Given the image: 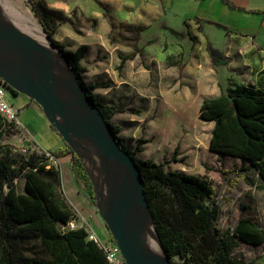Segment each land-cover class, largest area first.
I'll return each mask as SVG.
<instances>
[{
    "label": "rangeland",
    "instance_id": "374dc122",
    "mask_svg": "<svg viewBox=\"0 0 264 264\" xmlns=\"http://www.w3.org/2000/svg\"><path fill=\"white\" fill-rule=\"evenodd\" d=\"M12 1V4H15L14 8L33 16L45 31L36 16L32 0ZM46 1L50 7L58 8L63 5L70 12V21L58 27L55 39L70 50H75L83 44L89 45L85 60L87 80L90 83L98 82L100 87L95 90V94L101 101L124 109V112H117L111 119L113 123L123 128L121 137H124L133 148L139 145L143 151L138 154L147 159H156L152 148L156 141L162 145L177 142L176 160H172L176 150L163 157L164 162L168 163V170L176 169L196 175L207 174L211 178L219 190L221 214L218 225L222 231L233 230L242 217H252L264 228V189L259 187L263 181L255 169L237 172L241 167L239 159L219 156L210 151L213 123L200 117L201 101L206 97L202 88H212L216 85V77L212 79L207 76L209 73L212 74L214 69L215 57L211 53L214 51L213 48H217L215 56L219 59L218 64L224 63L220 57L224 50L222 44L216 40V45L214 43L208 45L206 37L212 39L213 33L221 31L222 28L227 31L233 27L237 31V36L229 40L226 48L228 55L226 58L232 63L228 64L227 68L220 67L214 70L222 82L247 84L253 79L251 66L264 61V38L261 39L254 33L260 25L264 26V18L262 19L261 15L233 9L230 12L237 14L222 12L221 18L217 14L215 18L207 19L204 16L222 11L221 3L228 6L222 0H205L201 3L196 0H177L176 4L180 6V10L175 11L177 13L175 18L187 13L191 16L194 11L204 15L198 17L196 22H202L205 35L198 31L197 39L191 47H183L181 51L168 44L167 39L164 41L162 32L164 33L165 25L161 22L145 29L140 40L139 34L133 30L134 18L131 17L133 9L131 6H124L120 0H115L114 4L105 8L103 16L85 13L83 6L78 3L79 0ZM234 1L261 9L260 0ZM123 7L128 11L130 20L121 22L119 11ZM170 18L177 23L182 21ZM173 25L179 26L175 23ZM13 32H24V38L39 40L36 33L26 23L23 25L15 14L0 15V34L6 36ZM171 32L175 34L177 30ZM186 34L189 36L188 29ZM152 37L157 38V42L148 44L147 41ZM138 47L142 48V53L136 50ZM134 52L136 54L129 58ZM122 56L127 57L125 63H122ZM185 58L187 61L183 60ZM8 95L11 100L15 99L11 92ZM23 134L24 143L21 141ZM25 134L18 130L11 139L4 142L12 149L14 155H31L35 152L41 154L47 151L48 147L45 144L36 142L31 136L26 139ZM87 140H79L78 155L91 179L92 188L81 177L75 164V177L79 181L75 194L77 193L81 199V204L75 200V195L70 193L71 190H66V196L78 213L80 226L82 223L91 225L92 218L105 226L112 235L102 207L103 195L108 197L109 194L104 192L106 187L102 185L97 169L100 154L89 147ZM69 147L66 144L64 148L68 150ZM52 161L62 171L66 187L69 186L72 172L66 161L60 162L59 158ZM17 184L19 190H23L24 178H20ZM84 214L86 218L83 217ZM92 230L95 232L93 228ZM234 255L245 264H264V243L250 245L240 242Z\"/></svg>",
    "mask_w": 264,
    "mask_h": 264
},
{
    "label": "trees",
    "instance_id": "16d2710c",
    "mask_svg": "<svg viewBox=\"0 0 264 264\" xmlns=\"http://www.w3.org/2000/svg\"><path fill=\"white\" fill-rule=\"evenodd\" d=\"M223 1L236 9L264 14V9ZM32 2L46 33L64 54L87 95L108 120L121 146L138 162L156 231L171 264H245L234 255L235 249L240 242L264 243L260 223L252 217H242L233 230L222 231L218 225L219 190L207 174L168 170L165 162L139 160L136 153L142 149L139 145L129 149L120 136L121 128L111 121L123 109L103 103L95 94L100 85L85 81L87 68L82 59L89 45L70 50L55 39L58 27L69 22L70 16L50 7L46 0ZM133 30L139 34V29ZM136 50L142 53V48ZM121 58L125 63L127 57ZM6 88L10 93V86L6 84ZM200 117L215 123L210 151L239 159L241 167L237 172L255 169L263 181L259 187L264 189V90L247 85L222 86L221 95L203 100ZM52 127L57 131L54 124ZM16 131V124H5L0 115V264H111L98 241L90 239L84 227L64 228L78 218V213L66 196L62 171L45 152L14 155L4 142ZM177 152L178 149L172 160H176ZM68 153L92 188L76 151L71 147L67 151H52L55 158ZM20 178H24L23 190L18 188Z\"/></svg>",
    "mask_w": 264,
    "mask_h": 264
},
{
    "label": "water",
    "instance_id": "95a60500",
    "mask_svg": "<svg viewBox=\"0 0 264 264\" xmlns=\"http://www.w3.org/2000/svg\"><path fill=\"white\" fill-rule=\"evenodd\" d=\"M44 33L50 44L61 53L78 87L83 92L86 102L95 110L99 119L97 121L90 119L80 121L76 118V114L79 113L78 103L72 104L66 100L58 99L59 91L62 89L61 68L53 63L49 51L39 40L24 38V32H13L6 36L0 34V78L10 86L12 95H16L14 91H17L35 101L51 124L57 127L58 133L66 144L74 151L78 153L80 139H88L87 142L93 140L101 155L116 163L121 176L135 184L138 194L136 208L134 210L125 208L119 212L115 225L105 212L104 215L109 221L113 240L120 247L126 264H156L153 248L148 240H143L139 236L140 229L146 218L149 217L152 228L159 238L138 162L128 150L121 146L108 120L96 103L87 95L62 51L46 31ZM160 244L168 263L171 264L161 241Z\"/></svg>",
    "mask_w": 264,
    "mask_h": 264
},
{
    "label": "crops",
    "instance_id": "0c3cea01",
    "mask_svg": "<svg viewBox=\"0 0 264 264\" xmlns=\"http://www.w3.org/2000/svg\"><path fill=\"white\" fill-rule=\"evenodd\" d=\"M120 1L122 4H124V6H131L132 7L133 12H132L131 17L134 18L133 26L135 29L136 28L139 29V39L140 40L142 39L141 36L144 34L145 29L151 28V26H153L154 24H156L158 22L159 23L161 22V24L165 25V27L163 28L164 33L162 32L164 41L167 39L168 44L173 45L174 47L180 49L181 51H182L183 47H186V48L188 46L191 47V45L197 39L196 36H198V33H197L198 31H200L203 34L205 33V31L203 30L202 22H196L197 21L196 19L198 17L204 16V15H200L199 12L194 11L191 14V16H188V13H187V14H184L182 17L175 18V17H177V13L175 11L180 10V6H178L176 4L177 0H120ZM178 1H181V0H178ZM196 1H199L201 3L202 1H205V0H196ZM232 1L236 5L241 6V7H247V8H252V9L256 8V7H250L247 5L246 6L241 5V4H239V2L236 3L234 0H232ZM250 1H252V0H250ZM114 2H115V0H79L78 1L80 6L81 5L83 6L84 12L89 14V15H92V16H103L105 8L110 7L111 4H114ZM260 3H261L260 8L264 9V0H260ZM225 4L228 7H226L225 5H223L221 3V7H220L222 9L221 12H219V11L213 12L211 15L209 14V15H206L204 17H206L207 19H212V18H215V16L218 14L219 18H221L222 12L228 13V14H232V13L237 14L235 12H230L236 8L229 6L227 3H225ZM57 9L63 10L67 15L70 16V12H69L68 8H65L63 5H60ZM236 10L245 11L242 9H236ZM245 12L250 13V14L261 15L262 16L261 18L262 19L264 18V14H262V13H252V12H247V11H245ZM119 16L121 18V22H124L127 19L130 20V17L128 15V11L126 10L125 7H123L119 11ZM170 17H172L176 20L182 19V21L180 20V22L177 23L173 19H171ZM229 17H232V16H229ZM234 17L236 18V15H234ZM169 19H171L172 21L170 22ZM173 23H175L176 25H179V26L176 27L173 25ZM227 25L230 27L229 24H227ZM186 29H188L189 36L186 34ZM230 29L231 30L228 29L227 31H225L222 28L221 31H215L213 33L212 39L208 36L206 37L208 45H210V44L216 45L215 42L217 40L220 42V44H222V47L224 49L222 52L223 55L220 56L224 62L223 64H218L219 59H218V57L215 56V50L217 48H213L214 51H211L212 55L215 57V62L213 63L214 69H219L220 67L221 68H227L228 64L232 63L231 61H228V59L226 58L228 56L226 54V48L228 46L229 40L233 39V38H235V36H237L236 35L237 31L233 27H230ZM168 30H170V31L168 32ZM174 30H177V33L173 34L171 32V31L174 32ZM213 30H217V29H213ZM254 33H255V35H257V37H261V39L264 38V26L260 25L257 28V31ZM206 35H207V33H206ZM213 39H215V40H213ZM157 40H158L157 38L152 37L151 39H149L147 41V43L148 44L155 43V42H157ZM234 41H235V39H234ZM87 54H88V52H87ZM87 54L82 59V64L85 67H86L85 60H86ZM183 60L187 61V58H185ZM214 69H213V73L212 74L209 73V74H207V76L209 78L211 77L212 79H214L216 77L215 78L216 85H213L212 88H205V87L202 88L204 94L206 95V97L203 98V100L206 98H215V97H218L219 95H221L222 86L224 88H228V87H235L238 85H247V86H254L257 89L264 90V61H261L259 64L255 65V66H251V76L253 79L251 82H249L247 84L246 83H239V82H236L235 84H233L232 81L229 80V78H228V80L230 81L229 84H228V82H226V83L222 82L221 79L218 78V73ZM87 72L88 71H86L84 73V78H85V81L87 83H90L86 77ZM206 82H208V81H205V83ZM91 83H98V82L95 81V82H91ZM205 83H204V85H205ZM14 97H15L14 100H11V99L10 100L15 104L16 107H18L20 109L19 127L21 128L22 132L26 133L29 137L31 136L34 140H36V142H39V143L42 142L41 144H45L48 147L47 150H52V151L54 150L56 152H59L62 150L67 151V149L64 148L66 143H65L63 137L58 133V131H56L52 127L51 122L49 121V119L47 118V116L45 115V113L41 109V107L35 101H33L29 96H27L23 93L16 94V95H14ZM203 100L201 101V104H202ZM103 103H105V102H103ZM105 104H107V103H105ZM200 108H201V106H200ZM122 112H124V109ZM210 122L213 123V127H214V124H215L214 121H210ZM119 127L121 128V131H120V133H121L123 128L120 125H119ZM211 136H212V134H211ZM122 139H123V142L125 143V145L129 149H131V150L135 149L127 143V140L124 137H122ZM160 143L161 142H159V141H156L154 143V146L152 148H153V152H154V157L156 159H150V160H153L157 163H164L163 157L166 154L174 152L176 150V148L178 147V143L174 142L170 145H162ZM141 151H143V149ZM141 151H139V152H141ZM136 157L139 160H146L147 159V158L141 157L138 154V152L136 153ZM160 158H162V159H160ZM61 160L66 161V163L69 167V170L72 172V177L70 179L69 186L66 187V185L64 184L65 193H67L66 190H68V191L71 190L70 193L74 194L75 200L79 204H81V199L79 198L77 193L75 194L76 184L78 185L79 181L75 177L74 163L72 161V156L70 153L65 154V155L59 157L60 162H61ZM166 168L169 169L168 163H166ZM173 170H176V169H173ZM176 171H180V170H176ZM80 213H84V212L80 211ZM83 217L86 218V215L84 214ZM87 218H88V216H87ZM91 220L93 223H90V224H91V227L95 230V233L102 240L109 239L111 235L108 233L107 228L105 226H103L102 224L98 223L96 220H94L92 218H91Z\"/></svg>",
    "mask_w": 264,
    "mask_h": 264
},
{
    "label": "bare ground",
    "instance_id": "6f19581e",
    "mask_svg": "<svg viewBox=\"0 0 264 264\" xmlns=\"http://www.w3.org/2000/svg\"><path fill=\"white\" fill-rule=\"evenodd\" d=\"M12 3V0H4V2H1L0 0V15L7 16L15 14L23 25L26 23L30 29L36 33L39 37V41L49 51L53 63L62 70L60 72L62 89L59 91L58 99L66 100L72 104L78 103L79 113L76 114V118L78 120L83 121L85 119H90L92 121H97L99 119L97 113L86 102L84 94L78 87L76 80L72 72L69 70L64 58L61 53L50 44L47 36L40 26V23L36 22L37 20H35L33 16L29 15L27 12L14 8L15 4L13 5ZM88 144L90 148L100 154L97 161V169L100 172V178L103 183L101 184L106 187L104 192L109 193V197H105L103 195L104 203L102 206L106 216L110 218L113 225H115L119 212L123 211L125 208L129 210H134L136 208L138 202L136 187L132 181L121 176L116 163L112 159L101 155L93 140L88 141ZM139 236L143 240H148L149 244L153 248L155 252L156 264H169L159 238L155 230L152 228L149 217L146 218L143 227L140 229Z\"/></svg>",
    "mask_w": 264,
    "mask_h": 264
},
{
    "label": "built area",
    "instance_id": "2783aa9c",
    "mask_svg": "<svg viewBox=\"0 0 264 264\" xmlns=\"http://www.w3.org/2000/svg\"><path fill=\"white\" fill-rule=\"evenodd\" d=\"M9 91L6 88L5 82H3L0 78V115L3 118L4 123H15L16 128L19 131H22L19 127V113L20 109L15 106V104L10 100L9 98ZM26 135V134H25ZM26 135V139H27ZM21 141L24 143V134L21 137ZM24 145V144H23ZM47 156H49L51 159H54V155L52 154V151H45ZM84 227L89 235L88 237L90 239H94L95 241H98L101 248L106 253L107 259L111 264H126L125 258L122 254V251L118 244L113 239H106L102 240L95 232H93L91 225L89 223H82L80 226L78 218L73 219L70 221L67 225H64V228L66 229H77Z\"/></svg>",
    "mask_w": 264,
    "mask_h": 264
}]
</instances>
